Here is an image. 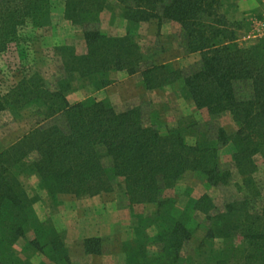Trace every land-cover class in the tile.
I'll return each mask as SVG.
<instances>
[{
	"label": "trees",
	"instance_id": "1",
	"mask_svg": "<svg viewBox=\"0 0 264 264\" xmlns=\"http://www.w3.org/2000/svg\"><path fill=\"white\" fill-rule=\"evenodd\" d=\"M231 0H65L64 18L83 28L85 51L61 46L63 77L55 89L35 73L8 92L0 87V113L19 116L33 112L35 127L0 151V264H30L16 250L27 240L55 264H69L64 236L36 219V199L29 196L21 174H35L49 196L95 197L114 191L104 160L116 178L124 181L128 206H153L149 215L135 214L134 240L125 245V264H182L183 251L196 243L206 264H264V205L254 212L252 201L264 196V182L256 179V156L264 160V41L240 45V23L223 12ZM119 11L126 34L111 36L92 25L106 10ZM177 23L189 54H199V67L184 74L169 63H156L135 41L145 23ZM52 0H0V54L27 40L28 30L52 25ZM151 58V59H150ZM113 72L140 74L147 91L180 85L198 110L211 116L229 114L237 130L219 128L217 138L187 129L147 126L141 108L117 112L103 101L71 103L75 78L92 79ZM250 86L248 97L238 88ZM62 117L65 127L46 125ZM192 133V132H191ZM233 147L232 162L240 176L236 186L246 197L218 211L209 194L191 197L184 208L164 193L187 173H195L211 187L230 185L234 171L221 165L220 149ZM34 157V158H33ZM204 216L207 228L202 233ZM221 240L219 254L208 251L210 241ZM158 246V254L150 246ZM86 255L101 256L99 237L84 241Z\"/></svg>",
	"mask_w": 264,
	"mask_h": 264
},
{
	"label": "rangeland",
	"instance_id": "2",
	"mask_svg": "<svg viewBox=\"0 0 264 264\" xmlns=\"http://www.w3.org/2000/svg\"><path fill=\"white\" fill-rule=\"evenodd\" d=\"M52 25L41 30L29 29L27 40L21 44H12L6 52L0 54V87L3 93L8 92L20 80L35 73L40 74L51 89H55L64 75L61 55L58 48L72 46L78 53L85 51L84 30L72 25L64 18L65 0H52ZM223 12L229 19L240 23L238 41L240 45L256 44L264 41L253 36L256 25L264 23V0H231L225 1ZM93 28L111 36L126 34V23L119 11L106 10L100 21ZM181 28L177 23L156 21L143 24L135 35L146 54L153 56L156 63H169L189 74L199 67L200 55L189 54L182 40ZM239 97L250 95V86L242 84L238 88ZM71 103L85 100L103 101L111 105L117 112H124L139 107L143 122L147 126H160L163 133L172 129H187L190 142H194L195 134H205L210 139L217 138L218 129L225 128L230 133L237 130V125L229 114L211 116L206 110H198L194 103L183 93L181 86L167 87L163 90L147 91L142 76H129L126 72H113L90 79L75 78L74 91L68 97ZM40 120L33 112H24L19 116L11 112L0 113V151L17 142L35 127ZM58 124L65 127L62 117L47 121L46 125ZM192 132V133H191ZM233 147L220 149L221 165L225 170L234 171V181L230 185L211 187L203 178L195 173L185 174L176 187L167 190L165 197L178 200L184 208L191 197L209 194L217 210L225 205L246 197L240 192L236 182L240 176L232 162ZM34 158V157H33ZM259 167L256 179L260 185L264 182V160L256 156ZM109 179L113 182L114 191L95 197H75L60 195L58 201L53 200L43 187L40 178L35 174H21L20 180L30 197L36 199L34 213L36 219L45 227H55L63 236L70 256L69 264H125L124 247L134 240L133 228L136 225L135 214L149 215L153 206H135L131 210L124 191V181L116 178L109 159L104 160ZM264 205V196L254 198L252 208L259 212ZM202 233L207 224L204 216ZM99 237L102 240L101 256L86 255L84 241ZM36 239L33 228L27 233V240L20 241L16 250L30 264H55L32 242ZM196 243H191L183 251L182 264H206L195 250ZM208 251L219 254L223 249L221 240L210 241ZM151 254H158V246L151 245Z\"/></svg>",
	"mask_w": 264,
	"mask_h": 264
},
{
	"label": "built area",
	"instance_id": "3",
	"mask_svg": "<svg viewBox=\"0 0 264 264\" xmlns=\"http://www.w3.org/2000/svg\"><path fill=\"white\" fill-rule=\"evenodd\" d=\"M256 26L257 33L253 37L264 40V23H259Z\"/></svg>",
	"mask_w": 264,
	"mask_h": 264
}]
</instances>
